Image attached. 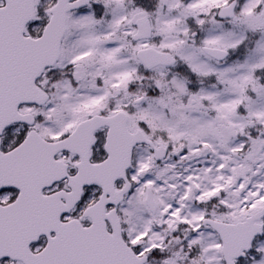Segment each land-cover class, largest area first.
<instances>
[{
	"label": "snow or ice",
	"instance_id": "1",
	"mask_svg": "<svg viewBox=\"0 0 264 264\" xmlns=\"http://www.w3.org/2000/svg\"><path fill=\"white\" fill-rule=\"evenodd\" d=\"M0 264H264V0H0Z\"/></svg>",
	"mask_w": 264,
	"mask_h": 264
}]
</instances>
